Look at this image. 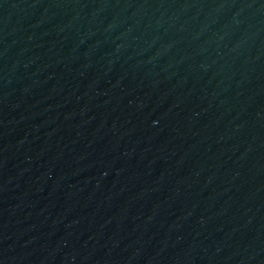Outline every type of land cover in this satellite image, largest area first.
<instances>
[{"label": "water", "instance_id": "95a60500", "mask_svg": "<svg viewBox=\"0 0 264 264\" xmlns=\"http://www.w3.org/2000/svg\"><path fill=\"white\" fill-rule=\"evenodd\" d=\"M0 264H264V0H0Z\"/></svg>", "mask_w": 264, "mask_h": 264}]
</instances>
